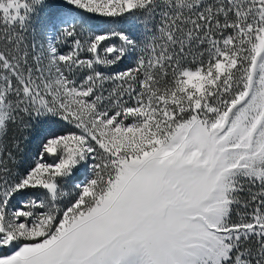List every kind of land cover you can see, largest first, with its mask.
<instances>
[{
    "label": "snow or ice",
    "instance_id": "1",
    "mask_svg": "<svg viewBox=\"0 0 264 264\" xmlns=\"http://www.w3.org/2000/svg\"><path fill=\"white\" fill-rule=\"evenodd\" d=\"M0 264H264V0H0Z\"/></svg>",
    "mask_w": 264,
    "mask_h": 264
}]
</instances>
